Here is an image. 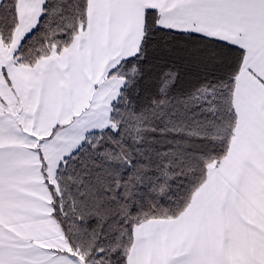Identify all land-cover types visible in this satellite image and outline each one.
Here are the masks:
<instances>
[{
    "label": "snow or ice",
    "instance_id": "1",
    "mask_svg": "<svg viewBox=\"0 0 264 264\" xmlns=\"http://www.w3.org/2000/svg\"><path fill=\"white\" fill-rule=\"evenodd\" d=\"M0 264H264V0H0Z\"/></svg>",
    "mask_w": 264,
    "mask_h": 264
}]
</instances>
